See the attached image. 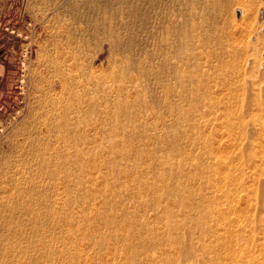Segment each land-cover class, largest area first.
<instances>
[{
  "label": "bare ground",
  "instance_id": "6f19581e",
  "mask_svg": "<svg viewBox=\"0 0 264 264\" xmlns=\"http://www.w3.org/2000/svg\"><path fill=\"white\" fill-rule=\"evenodd\" d=\"M68 2L101 21L0 153V264H264V2Z\"/></svg>",
  "mask_w": 264,
  "mask_h": 264
},
{
  "label": "rangeland",
  "instance_id": "374dc122",
  "mask_svg": "<svg viewBox=\"0 0 264 264\" xmlns=\"http://www.w3.org/2000/svg\"><path fill=\"white\" fill-rule=\"evenodd\" d=\"M68 1L0 0V23H2L0 32L6 36L4 41L0 40V46L6 44L7 47H12L11 45L14 44V49L11 50L13 55L10 73L11 89L7 98L8 103L0 114V153L11 150L10 142L16 139L18 141L22 140L17 132L24 123L31 122L35 114L40 112V101L60 92L58 84L55 89L50 85L54 79V70L49 63L52 58H56V54L57 57H61L62 53H65L64 44L68 41L57 38V30L60 31L63 28L83 29L85 26L89 29L95 22L101 21L96 12L97 10L85 14L87 16H83L84 18L66 12ZM263 2L264 0H262ZM234 13V18L239 20V11ZM12 30L15 31V35L11 34ZM90 31L91 29L84 35L75 33L69 40L73 41L75 38L81 39L82 37L93 40ZM8 39L10 45H7ZM90 42L93 44V41ZM103 46L97 66L100 65L99 62L102 60L110 58L108 45L103 43ZM25 51H28V53H25ZM24 62L26 63L25 68ZM104 66H107V61H105ZM219 137V143L222 144L224 138ZM249 173L250 171H248ZM262 179L263 177H261ZM255 187L257 189L256 185ZM251 199L255 200V205L252 200L248 204L246 198H242L240 199L242 202L238 204L239 208L245 209L252 215L257 213L256 215L264 216V201L260 202L256 196H252ZM252 206H255V208Z\"/></svg>",
  "mask_w": 264,
  "mask_h": 264
},
{
  "label": "crops",
  "instance_id": "0c3cea01",
  "mask_svg": "<svg viewBox=\"0 0 264 264\" xmlns=\"http://www.w3.org/2000/svg\"><path fill=\"white\" fill-rule=\"evenodd\" d=\"M5 35L0 32V40L4 41L5 40ZM8 44H9V39H8ZM4 43V42H3ZM10 46H6V44L0 46V114L1 111H3L4 106L7 105V98L8 95L10 94V89H11V84H10V79H11V65L13 64L12 62V57L13 55L11 54V50L14 49V44Z\"/></svg>",
  "mask_w": 264,
  "mask_h": 264
},
{
  "label": "built area",
  "instance_id": "2783aa9c",
  "mask_svg": "<svg viewBox=\"0 0 264 264\" xmlns=\"http://www.w3.org/2000/svg\"><path fill=\"white\" fill-rule=\"evenodd\" d=\"M1 27H2V23H0V28H1ZM7 31H8V29H7ZM11 34H12V35H15V31L12 30V31H11ZM25 53H28V51H25Z\"/></svg>",
  "mask_w": 264,
  "mask_h": 264
},
{
  "label": "water",
  "instance_id": "95a60500",
  "mask_svg": "<svg viewBox=\"0 0 264 264\" xmlns=\"http://www.w3.org/2000/svg\"><path fill=\"white\" fill-rule=\"evenodd\" d=\"M238 16H239V14H238Z\"/></svg>",
  "mask_w": 264,
  "mask_h": 264
}]
</instances>
